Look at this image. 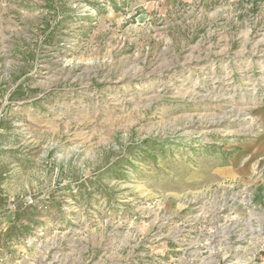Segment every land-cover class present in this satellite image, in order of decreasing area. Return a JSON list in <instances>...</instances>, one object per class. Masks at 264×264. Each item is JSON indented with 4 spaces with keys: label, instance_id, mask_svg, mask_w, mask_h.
<instances>
[{
    "label": "rangeland",
    "instance_id": "rangeland-1",
    "mask_svg": "<svg viewBox=\"0 0 264 264\" xmlns=\"http://www.w3.org/2000/svg\"><path fill=\"white\" fill-rule=\"evenodd\" d=\"M263 129L264 0H0V264H259Z\"/></svg>",
    "mask_w": 264,
    "mask_h": 264
},
{
    "label": "crops",
    "instance_id": "crops-1",
    "mask_svg": "<svg viewBox=\"0 0 264 264\" xmlns=\"http://www.w3.org/2000/svg\"><path fill=\"white\" fill-rule=\"evenodd\" d=\"M228 165L226 172L231 180L241 178L251 181L259 169L264 170V129L250 142L239 145Z\"/></svg>",
    "mask_w": 264,
    "mask_h": 264
},
{
    "label": "built area",
    "instance_id": "built-area-1",
    "mask_svg": "<svg viewBox=\"0 0 264 264\" xmlns=\"http://www.w3.org/2000/svg\"><path fill=\"white\" fill-rule=\"evenodd\" d=\"M253 19L255 20V18L253 17ZM252 24V26H254L253 24L254 23H251ZM237 199V198H236ZM250 199H251V205H255V206H258V207H260V206H263L264 207V204L263 203H261L260 205H257V202L258 201H261V200H259L258 198H257V196H251L250 197ZM233 200V202L235 201V199H232ZM197 202H199V201H197ZM203 203L200 201L199 203H197L196 204V208L198 209V210H200V211H202L203 210V205H202ZM262 248L260 249V254H261V256H260V263L259 264H264V241H263V243H262ZM256 264V263H255Z\"/></svg>",
    "mask_w": 264,
    "mask_h": 264
}]
</instances>
